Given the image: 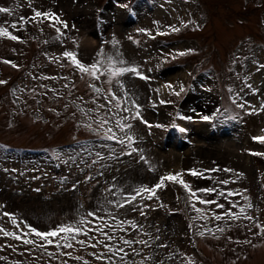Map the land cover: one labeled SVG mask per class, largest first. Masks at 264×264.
<instances>
[{
    "label": "rangeland",
    "instance_id": "rangeland-1",
    "mask_svg": "<svg viewBox=\"0 0 264 264\" xmlns=\"http://www.w3.org/2000/svg\"><path fill=\"white\" fill-rule=\"evenodd\" d=\"M0 7L11 10L0 13V26L20 37L0 36V226L21 237L0 232V264H264L257 227L264 226V140L254 139L264 137V0H0ZM35 10L56 12L68 25H56L63 35ZM101 50L99 80L62 55L73 51L87 66ZM107 57L147 79L109 82ZM136 105L142 118H133ZM217 109L213 121L200 119ZM117 121L132 128L122 131ZM113 133L125 144L107 138ZM215 167L233 171H204ZM177 172L193 189L217 190L198 193L203 199L226 208L235 201L232 211L244 207L253 219L215 220L224 209L189 201L173 181L151 199L144 193L125 203L135 189ZM225 179L234 183H218ZM61 225L81 231L52 243L31 231ZM205 228L211 232L199 235Z\"/></svg>",
    "mask_w": 264,
    "mask_h": 264
},
{
    "label": "snow or ice",
    "instance_id": "snow-or-ice-1",
    "mask_svg": "<svg viewBox=\"0 0 264 264\" xmlns=\"http://www.w3.org/2000/svg\"><path fill=\"white\" fill-rule=\"evenodd\" d=\"M10 11L11 10L9 8H7V7H0V13H10ZM34 18H41V19L49 20V22L51 23V26L54 27L55 31L58 34H60L61 36L63 35V32L61 31V27H56V25L59 24L63 28H67L68 27L67 23L65 21L61 20L60 16L56 12L51 11V10H48V11L35 10L34 11ZM19 19H20L21 22H27L28 18L21 17ZM11 28L12 29H17L18 28L17 22H12L11 23ZM169 28L172 31H179V29L176 28L173 25H169ZM160 34L163 35L165 33H160ZM0 36H7V37H9L12 40H20V37H18L16 35H13L12 32L9 31L8 27H4V26H0ZM188 51H192V50L190 49ZM184 54L185 53H183V52L180 53V55H184ZM62 55L64 57L68 58L71 61V63L73 65H75L79 69L80 72L86 73V74L94 77L96 80L100 79V76L97 75V73L100 71V67L104 63V59L103 58H104L105 54H104L103 50H101L97 54L98 57H100V59L95 60L92 64L87 65V66L84 63H82L80 61V59H78L77 54L75 52H73V51H64ZM107 60L109 62V67L112 68V71H110L108 73L109 82H111V78L112 77H118V76H122L124 74H135L136 76H140L141 78L147 79V77L143 76L142 73L135 66L118 67L117 68V67H114L116 61L113 60L112 57H107ZM4 62L5 63H11V61H7V60L4 61ZM119 63L120 64H124L126 62L121 60V61H119ZM3 83H6V81L0 80V84H3ZM92 87L94 88V90L97 93L101 92V89L96 87L95 85H92ZM167 87L172 88V86L170 84ZM184 90L185 89H184L183 85H181L179 91H175V89H173V92H174L175 95L179 96L182 92H184ZM113 98H116L114 93H113ZM160 102L161 103H165V101H163V100L160 101ZM116 106L120 107V104L117 103ZM101 107H103V105ZM239 107L243 108V107H245V104L241 103V104H239ZM136 108H137V111H136L135 116L133 118L134 119L135 118H142L141 114H140V111H139V105H136ZM260 110L264 111V104H261ZM253 111H256V109L253 108ZM218 114H219V109H217L216 112H214L212 115H202L200 117V119L205 121V122L213 121L214 118ZM188 119H191V117H189ZM104 122L106 123V121H104ZM145 123H147V122H145ZM117 124H118V126L120 127V129L122 131L125 128H127V129H131L132 128L131 124L121 123L120 121H117ZM157 126H159V125H157ZM89 127H90V125H89ZM179 130L181 132L186 131V129H184V128H180ZM108 131L111 132V129H109ZM107 138L108 139L117 140L120 144H125V139H120L114 133L112 135H108ZM254 139L264 140V137H254ZM126 140H127L128 147L131 148V151H133V152L136 151L137 150L136 148H132L131 147V145L133 143V137L131 135H129V136L126 137ZM141 159L143 160L144 157L141 156ZM188 171H189V173L192 176H203V172L197 171L195 168L190 169ZM204 171L205 172H218V171L231 172L233 170L232 169H228V168L220 169L219 167H215V168H212V169H206ZM237 175L240 176L242 174H237ZM167 181H173V182L179 183L189 193V197H188L189 201L195 200V201H199L201 204H214L217 208L224 209V212H223L222 215L221 214H216L214 212L212 213L213 218L215 220H221L224 217H229L231 219H240L241 218V214H244V218L245 219H248V220H252L253 219V217L247 216L245 214V208L244 207H240L239 213L233 212L232 208L238 206V204L235 201L231 202L232 203V207L226 208L225 204H223V203H217L215 200H212V199H203L200 195H198V193H214L217 190L215 188L193 189L192 186L183 179V174L181 172H177L175 174L168 173V174H166L164 176H161L159 178V182L156 183L155 185L151 186V187L142 186V187H139V188L135 189V195L130 196V198L125 201V203L131 204L133 201L136 200L137 196H141L144 193H148L149 195H148L147 198L151 199L152 197H154L156 195V192H157L158 189L166 187V182ZM230 182L234 183V181H230L228 179L218 181V183H221V184H224V185H227ZM245 191H247V190L245 189ZM219 195L224 196V198L227 199V196L240 195V193L237 190H229L228 193H227V196H225L224 192H220ZM244 199L247 200L248 197H244ZM120 207H123V205H120ZM144 207H149V206L148 205H144ZM191 207L197 213V217H196L197 219H206L207 218L205 213H204V210L198 208L195 203H192ZM247 207L251 208L252 205L249 203L247 205ZM135 210L136 209H133V211H135ZM140 214L141 215H145V213L142 210H141ZM88 215H94V213H89ZM3 216L11 218V217L14 216V214L8 213V212H4ZM12 222L14 224L16 223V221L14 219H13ZM81 223H83V221H81ZM129 223H131L133 227L137 226L132 221H129ZM17 227H19V225H17ZM257 227L260 229L261 234H264V226L257 225ZM217 230L220 231V232L224 231V229H222V228H218ZM31 231L33 233H35V235L41 237L42 239L47 240L48 243H52L53 241L48 239L49 237H55L59 233H62V232H77L78 233V232L81 231V229L79 227H75L73 225H61V226H58L56 229L51 230V231H47V232L38 231L34 227L31 228ZM0 232H2L3 235H5V236H13L16 239H20L21 238V237L17 236L15 232H9V231L5 230L2 226H0ZM205 232H211V229L205 228L204 231H201L198 234L203 236L205 234ZM105 235L107 236L106 233H105ZM108 238L111 239V237H108ZM157 239H159V237H157ZM134 242H136V241H132V240H125L124 241L125 244H129V245H131ZM24 243L25 244H31V243H34V241L25 240ZM81 243H83V242H81ZM139 243H145L146 244L147 242L146 241H139ZM65 246L66 247H71V244H66ZM161 246L164 247L165 245H161ZM109 250H111V249H109ZM120 251H123V249H120ZM77 258L80 259V257H77ZM0 259H2V258H0Z\"/></svg>",
    "mask_w": 264,
    "mask_h": 264
}]
</instances>
